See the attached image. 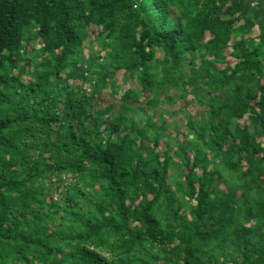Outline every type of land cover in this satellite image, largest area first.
Wrapping results in <instances>:
<instances>
[{
	"label": "trees",
	"instance_id": "trees-1",
	"mask_svg": "<svg viewBox=\"0 0 264 264\" xmlns=\"http://www.w3.org/2000/svg\"><path fill=\"white\" fill-rule=\"evenodd\" d=\"M0 264H264V0H0Z\"/></svg>",
	"mask_w": 264,
	"mask_h": 264
},
{
	"label": "rangeland",
	"instance_id": "rangeland-1",
	"mask_svg": "<svg viewBox=\"0 0 264 264\" xmlns=\"http://www.w3.org/2000/svg\"><path fill=\"white\" fill-rule=\"evenodd\" d=\"M100 29V27H99ZM257 32L256 27L253 29L252 35H255ZM93 36L91 35V38ZM98 41L96 39H92V41H86L84 42V55L85 58L88 57L89 54V45L92 46L93 50H97L98 49ZM39 44L36 45V47H38ZM231 51V48L228 47L225 50L226 54H229ZM34 54V53H33ZM114 79L116 81V84H118L119 86V92L118 93H114L115 97L118 98L120 96V93H122L124 90H126L127 88H131V87H138L137 83L130 78V76L125 73L124 69H118L116 71V73L114 74ZM82 87L85 88L86 90H89V83H84L82 84ZM109 86H107L106 92L109 91ZM199 95L198 92L195 91H191L189 92L185 97H183V103L184 102H188V105H183L182 102L180 100L177 101V99H172L169 101V104H165L163 105L165 108H167L168 113L164 114L165 117H167V115L169 116L172 112H175V115H173V117H168L171 120V125L169 124V128L171 129V134H173L175 136L176 139L180 140L182 138L181 134L177 132V130H173V126H177L178 128H181L183 130H187V126H186V116H189L191 113H197L201 111L200 107H196L199 106L200 102L196 99L198 98L197 96ZM140 99H142V96L140 97ZM192 101V102H191ZM195 103V104H193ZM162 103H160L161 106ZM96 108H98V106H96ZM160 108V107H159ZM150 111H146L145 115H149ZM167 136H164L163 139L166 141L167 140Z\"/></svg>",
	"mask_w": 264,
	"mask_h": 264
}]
</instances>
